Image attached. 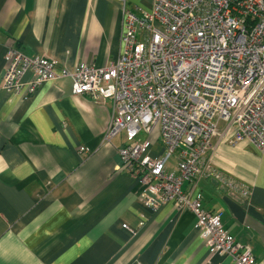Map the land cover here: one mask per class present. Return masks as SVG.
<instances>
[{"label":"crops","instance_id":"crops-1","mask_svg":"<svg viewBox=\"0 0 264 264\" xmlns=\"http://www.w3.org/2000/svg\"><path fill=\"white\" fill-rule=\"evenodd\" d=\"M128 4L152 8V0ZM10 46L69 69L109 65L122 49L120 2L0 0V78ZM111 116L110 101L74 94L66 77L29 95L0 91V264H233L207 247L191 211L172 202L156 211L144 205L139 180L121 165L124 135L104 138ZM154 131L147 153L158 156L165 145ZM208 158L247 184L250 197L211 178L185 181L184 189L201 193L203 207L220 213L264 264V150L216 136Z\"/></svg>","mask_w":264,"mask_h":264},{"label":"built area","instance_id":"built-area-1","mask_svg":"<svg viewBox=\"0 0 264 264\" xmlns=\"http://www.w3.org/2000/svg\"><path fill=\"white\" fill-rule=\"evenodd\" d=\"M117 1L122 10L117 60L69 69L10 46L0 91L29 95L66 77L74 94L110 101L104 138L111 142L124 135L121 165L139 180L144 205L156 211L172 202L191 211L212 252L228 254L233 264H258L252 246L225 228L220 213L203 207L201 193L193 197L183 186L211 178L245 198L251 195L247 184L219 171L208 155L216 136L232 144L248 139L264 150V0H152L150 10ZM158 125L165 150L153 156L147 150Z\"/></svg>","mask_w":264,"mask_h":264},{"label":"rangeland","instance_id":"rangeland-1","mask_svg":"<svg viewBox=\"0 0 264 264\" xmlns=\"http://www.w3.org/2000/svg\"><path fill=\"white\" fill-rule=\"evenodd\" d=\"M157 133L160 134V131H159V125L157 126L156 130L154 131V134L156 135ZM157 136V135H156ZM173 159V158H172Z\"/></svg>","mask_w":264,"mask_h":264}]
</instances>
